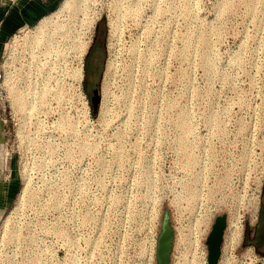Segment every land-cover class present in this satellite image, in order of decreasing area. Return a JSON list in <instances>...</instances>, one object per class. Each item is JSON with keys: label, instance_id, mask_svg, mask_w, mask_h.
Listing matches in <instances>:
<instances>
[{"label": "rangeland", "instance_id": "rangeland-1", "mask_svg": "<svg viewBox=\"0 0 264 264\" xmlns=\"http://www.w3.org/2000/svg\"><path fill=\"white\" fill-rule=\"evenodd\" d=\"M61 1L0 39V264H155L163 212L169 264L220 213L264 264V0Z\"/></svg>", "mask_w": 264, "mask_h": 264}, {"label": "water", "instance_id": "water-1", "mask_svg": "<svg viewBox=\"0 0 264 264\" xmlns=\"http://www.w3.org/2000/svg\"><path fill=\"white\" fill-rule=\"evenodd\" d=\"M99 101L97 90L93 89L90 96V104L94 109ZM264 183V182H263ZM225 226L224 213L213 217L210 228L205 236L206 264H216L219 254L222 231ZM172 230L166 213H162L159 221V229L155 237L154 258L155 264H169V253L171 248Z\"/></svg>", "mask_w": 264, "mask_h": 264}, {"label": "crops", "instance_id": "crops-1", "mask_svg": "<svg viewBox=\"0 0 264 264\" xmlns=\"http://www.w3.org/2000/svg\"><path fill=\"white\" fill-rule=\"evenodd\" d=\"M58 0H0V39L17 28L30 25Z\"/></svg>", "mask_w": 264, "mask_h": 264}, {"label": "flooded vegetation", "instance_id": "flooded-vegetation-1", "mask_svg": "<svg viewBox=\"0 0 264 264\" xmlns=\"http://www.w3.org/2000/svg\"><path fill=\"white\" fill-rule=\"evenodd\" d=\"M95 56V55H94ZM93 57V60L90 62L87 70H85V81H84V87L85 89L87 90L91 80L95 77L96 75V72H97V69H96V57ZM89 90H91L89 93H88V98L90 100V96L92 94V90L93 88H89ZM264 188V183H263V186H262V189ZM263 214V213H262ZM260 215V210H259V213H258V216ZM264 215V214H263ZM246 224V223H245ZM256 225V223H255ZM248 234L249 235V238L250 240L252 241L253 245L255 246V250H257V253H264V230L263 232L259 235V236H252L250 235L249 232H247V227L246 225L244 226V232H243V237H245V235ZM254 237V239H253ZM254 240V241H253Z\"/></svg>", "mask_w": 264, "mask_h": 264}, {"label": "bare ground", "instance_id": "bare-ground-1", "mask_svg": "<svg viewBox=\"0 0 264 264\" xmlns=\"http://www.w3.org/2000/svg\"><path fill=\"white\" fill-rule=\"evenodd\" d=\"M77 0H62L60 5L58 6V8L56 9V11H59V10H66V9H71L76 11L77 9H80V7L77 5ZM43 21L44 20H41V22L39 23L40 26H39V29L43 26ZM81 67V66H80ZM80 67L77 69L76 71V75H78V73L81 74L80 72ZM77 77V76H76ZM79 78V77H78ZM77 78V79H78ZM99 100H100V96H99ZM183 151H185L183 153L184 157L187 156V152H186V148L182 149ZM229 225H230V239L232 241H236L238 239V236H239V230H240V227L239 225L237 224L236 222V219L235 218H232L230 219L229 221ZM179 254V253H178ZM178 258V255L176 257V259ZM175 259V260H176ZM193 259V258H192ZM174 260V261H175ZM173 261V263H174ZM174 264H184V259L180 258V260L178 259Z\"/></svg>", "mask_w": 264, "mask_h": 264}, {"label": "trees", "instance_id": "trees-1", "mask_svg": "<svg viewBox=\"0 0 264 264\" xmlns=\"http://www.w3.org/2000/svg\"><path fill=\"white\" fill-rule=\"evenodd\" d=\"M95 31H96V32L98 31L97 27H96ZM103 33H104V32L101 30V31H100V34L102 35ZM93 41H94V42H93ZM100 45H101V42L99 43V39H97V38L95 37V35H94L88 53H90V54H92V55H96V54H98V51H99L98 46H100Z\"/></svg>", "mask_w": 264, "mask_h": 264}]
</instances>
